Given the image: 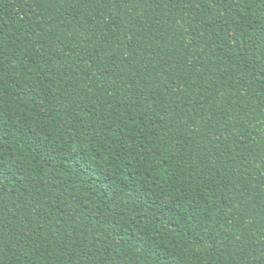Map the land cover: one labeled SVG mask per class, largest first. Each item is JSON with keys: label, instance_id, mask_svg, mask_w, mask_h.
I'll list each match as a JSON object with an SVG mask.
<instances>
[{"label": "trees", "instance_id": "obj_1", "mask_svg": "<svg viewBox=\"0 0 264 264\" xmlns=\"http://www.w3.org/2000/svg\"><path fill=\"white\" fill-rule=\"evenodd\" d=\"M0 264H264V0H0Z\"/></svg>", "mask_w": 264, "mask_h": 264}, {"label": "snow or ice", "instance_id": "obj_2", "mask_svg": "<svg viewBox=\"0 0 264 264\" xmlns=\"http://www.w3.org/2000/svg\"><path fill=\"white\" fill-rule=\"evenodd\" d=\"M0 119H3V117H0ZM4 134L3 130L0 129V136H2Z\"/></svg>", "mask_w": 264, "mask_h": 264}]
</instances>
